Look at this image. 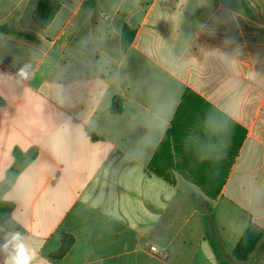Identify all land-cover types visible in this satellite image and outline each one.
Here are the masks:
<instances>
[{"label": "crops", "instance_id": "obj_1", "mask_svg": "<svg viewBox=\"0 0 264 264\" xmlns=\"http://www.w3.org/2000/svg\"><path fill=\"white\" fill-rule=\"evenodd\" d=\"M55 1L41 28V0H0V183L35 155L0 244L20 232L33 264H264V238L232 260L264 234V0Z\"/></svg>", "mask_w": 264, "mask_h": 264}, {"label": "trees", "instance_id": "obj_2", "mask_svg": "<svg viewBox=\"0 0 264 264\" xmlns=\"http://www.w3.org/2000/svg\"><path fill=\"white\" fill-rule=\"evenodd\" d=\"M60 9V4L55 0H41L35 14V22L41 27H47L53 18L56 16ZM5 28L0 27V31H4ZM8 32V31H5ZM17 36H25L21 33H14ZM135 33L128 27L123 29V41L125 46H129ZM15 163L13 167L8 171L6 178L0 183V226L6 227L8 221L11 219L15 210L14 203L4 199L6 193L12 188L13 184L17 180V177L21 171L25 168L26 164L35 158L34 153L23 154L20 150L14 151ZM264 234L257 229L253 224H249L245 234L237 247L232 252V260L238 262H247L251 259L252 255L256 251L259 243L263 240ZM74 243V238L70 235L64 237V243L61 249L54 255L56 258L63 257ZM220 264H229L220 259Z\"/></svg>", "mask_w": 264, "mask_h": 264}, {"label": "clouds", "instance_id": "obj_3", "mask_svg": "<svg viewBox=\"0 0 264 264\" xmlns=\"http://www.w3.org/2000/svg\"><path fill=\"white\" fill-rule=\"evenodd\" d=\"M20 74H25L23 69ZM0 252L5 255L4 264H33L34 253L18 231L5 236L4 243L0 244Z\"/></svg>", "mask_w": 264, "mask_h": 264}, {"label": "built area", "instance_id": "obj_4", "mask_svg": "<svg viewBox=\"0 0 264 264\" xmlns=\"http://www.w3.org/2000/svg\"><path fill=\"white\" fill-rule=\"evenodd\" d=\"M152 251H153L154 253H157V252H158V249H157L156 247H153V248H152Z\"/></svg>", "mask_w": 264, "mask_h": 264}]
</instances>
